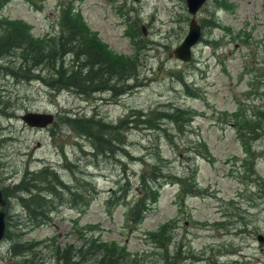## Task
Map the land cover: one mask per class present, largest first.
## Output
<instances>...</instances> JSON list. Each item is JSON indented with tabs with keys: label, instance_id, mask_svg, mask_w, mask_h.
Listing matches in <instances>:
<instances>
[{
	"label": "rangeland",
	"instance_id": "obj_1",
	"mask_svg": "<svg viewBox=\"0 0 264 264\" xmlns=\"http://www.w3.org/2000/svg\"><path fill=\"white\" fill-rule=\"evenodd\" d=\"M69 1L111 53L135 57V44L140 40H134L131 34L141 26L146 36L140 38L148 47L141 54L139 87L120 97L95 93L85 98L68 90L56 93L47 83L21 79L19 62V69L5 66L8 74L15 69L21 73L12 74L17 80L0 73L1 187L15 184L27 171L45 166H52L63 180H73L65 168L74 163L79 167L76 173L86 175L95 189L82 213L62 205L51 222L26 226L23 240L42 243L35 251L42 253L43 264H55L46 245L56 241L79 246L80 233L83 238L93 236L116 246L136 264H264V244L255 240L256 235L264 236V189L258 184L264 178V158L254 168L258 182L250 181L248 175L242 177L244 167L236 164L241 170L235 169L231 160L241 158L242 148L235 134L252 125L249 112L261 105L264 115V0H208L195 19L198 24L209 21L205 19L211 2L216 1L223 4L220 10L212 9L218 25L202 31L201 41L184 64L173 58L172 51L186 33L189 16L185 0H7L0 9V22L19 20L34 38L41 39L59 30L56 19ZM42 76L47 78V73ZM166 104L194 112L186 128L188 133L176 144L202 143L210 160L196 158L190 165L196 167L199 197L181 203L176 197L178 186L165 184L135 227L127 223L126 214L134 198L136 174L142 170L138 158L149 154L148 131L130 132L127 150L131 157L127 159L92 157L87 142L75 138L67 125L54 136L30 129L20 119L27 112L48 111L61 117L98 114L106 122H115L131 109L146 113ZM237 110L241 115H236ZM157 144L172 173L183 174L185 156L174 159L177 150L172 151L162 137ZM263 150L264 134L258 153ZM122 188L128 190L124 198ZM13 205L12 210L19 213L14 201ZM163 225L170 228L167 236L171 240L160 249L148 235ZM0 264H16L4 241L0 244Z\"/></svg>",
	"mask_w": 264,
	"mask_h": 264
},
{
	"label": "trees",
	"instance_id": "obj_2",
	"mask_svg": "<svg viewBox=\"0 0 264 264\" xmlns=\"http://www.w3.org/2000/svg\"><path fill=\"white\" fill-rule=\"evenodd\" d=\"M216 1L211 2L213 7L221 8L223 4L218 5ZM6 2L7 0H0V9ZM71 3L72 1H69L63 5L60 11L59 25L62 34L59 36V41L56 38L46 37L43 40L34 39L29 28L22 22H0V30H2L0 61L8 60L2 72L10 75L5 71H8L5 66L18 68L16 63L19 62L20 69H18H23L21 79L31 81L37 78L38 81L49 84L56 93L68 90L85 98L95 93H113V97H120L128 90L132 91L133 88L139 87V71L143 67L141 54L144 48L147 49L146 45L148 47L144 40L141 41L140 37L143 35L140 28L134 33L135 35L130 33L134 40H140L135 44L137 51L135 57L117 56L96 39L81 16L74 12ZM205 20L209 21L201 24L204 28L215 26L212 11ZM35 70L38 72L36 75ZM16 72L15 69L12 74L20 76L21 73ZM43 73H47V78H43ZM130 82L133 84H129ZM144 112L131 109L115 122H106L98 114H93L91 117L67 114L61 118L75 138L87 142L92 157L119 156L127 159L131 157L127 150V138L130 132L148 131L149 154L147 157L138 158L142 170L138 175L136 174L134 198L126 214L127 223L133 224L132 227L143 221L148 204L156 202L158 191L165 184L178 186L179 192L176 197L181 198V203L187 196H200V189L195 183L196 167L190 165H194L196 158L210 160L209 152L202 143L190 141L191 143H186L188 145L176 144L177 139L184 138L183 136L188 133L186 128L195 115L192 110L182 108L180 105L166 104ZM260 115L263 124L260 132H255V136L264 134V115L262 113ZM260 115H257L258 118ZM166 125H169L171 130ZM242 129L245 132L251 130L247 132L246 139L241 138L248 147L247 139L249 141L254 139L251 135L253 130L250 126ZM160 137L172 151L177 150L174 159L181 154L185 156L186 165L183 174L175 176L170 170L169 162L159 153L157 142ZM51 167L45 166L39 171H27L17 183L2 188L4 198L10 203H8L4 242L9 245L16 264L44 263L42 253L35 251L36 246L42 243L32 244L23 240L22 230L26 226L51 222L52 215L56 212L54 209L59 205L68 204L71 210L82 213L88 208L95 194L93 183L86 175L79 176L76 173L75 170L79 168L77 164L71 163L66 166L65 169H68L73 177V180L67 181ZM247 172L248 176L252 177L250 171ZM80 179L84 181L79 182ZM258 184L264 189L263 182ZM121 193L124 198L128 190L122 188ZM13 201L18 206L19 213L12 210L15 208ZM58 202L60 204H57ZM169 229L168 226L163 225L157 232L149 234L148 239L155 246L161 247L160 249H165V242L171 240V237L167 236ZM80 239L82 241L79 246L62 245L56 241H52L50 246L46 245L51 249L52 261L55 264H131L132 262L136 264L135 259H128V256L114 245L99 242L93 236L83 238L81 233ZM167 258L165 257V260Z\"/></svg>",
	"mask_w": 264,
	"mask_h": 264
},
{
	"label": "water",
	"instance_id": "obj_3",
	"mask_svg": "<svg viewBox=\"0 0 264 264\" xmlns=\"http://www.w3.org/2000/svg\"><path fill=\"white\" fill-rule=\"evenodd\" d=\"M206 0H185L186 11L191 16L187 24V30L181 42L173 49V57L180 62H188L191 57V48L197 43L200 37V27L194 20V16L198 9L204 4ZM21 120L31 128H44L53 120L51 114L28 112L21 117ZM0 242L4 238L6 229L5 217L7 215L6 202L2 198L0 190ZM256 240L259 243L264 242V238L258 236Z\"/></svg>",
	"mask_w": 264,
	"mask_h": 264
},
{
	"label": "flooded vegetation",
	"instance_id": "obj_4",
	"mask_svg": "<svg viewBox=\"0 0 264 264\" xmlns=\"http://www.w3.org/2000/svg\"><path fill=\"white\" fill-rule=\"evenodd\" d=\"M57 25L59 27V30L57 32H55V34L52 36V39L56 38V40L59 41L58 39H60L59 36H60V34H62V29H61L59 23ZM67 60H66V62H67ZM7 62H8V60L7 61H2V60L0 61V72L3 70L4 64L7 63ZM41 112L49 113L48 111H41ZM260 114H261V112H257L256 114H253L252 113L253 123L250 126V129L253 130V133L251 134L253 137H255V132H260L261 126L263 124V122H262V115H260ZM257 115H260V118H258ZM64 116H65V114H64ZM20 118H21V116H20ZM61 118L62 117L59 116V113H57V115H53V122L49 126H47L45 128H42V129L41 128H36L34 130L46 131L47 133H49L51 135H54L55 132L59 134L60 132H62V130L64 131V128L66 126V124L64 123V121ZM241 130H243V129L241 128ZM235 131H237V129H235ZM247 132H251V130L250 131H247ZM241 133H243V132H241ZM244 137L246 138L247 136L244 134ZM248 145H249V147H256V150H258L259 149V145H260V138H255L254 140L250 141ZM252 156L255 158L254 159V163L256 162V160L258 158H260V154H258V153H256V155L254 153V155H252ZM1 185H0V187H1ZM4 187H5V185L3 184V188ZM1 190H2V187H1ZM3 194L4 193L2 192V197L4 198V195ZM4 200L6 201V206H7L8 210H9V204H10L9 203V200H6L5 198H4ZM59 206H61V205H59ZM10 207H11V205H10ZM166 261H169L168 258L166 259ZM168 263L170 264V262H168Z\"/></svg>",
	"mask_w": 264,
	"mask_h": 264
}]
</instances>
